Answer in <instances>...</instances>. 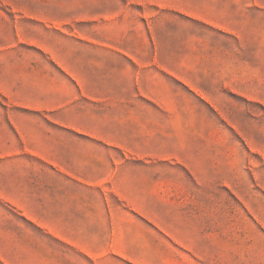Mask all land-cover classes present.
<instances>
[{
  "label": "rangeland",
  "instance_id": "obj_1",
  "mask_svg": "<svg viewBox=\"0 0 264 264\" xmlns=\"http://www.w3.org/2000/svg\"><path fill=\"white\" fill-rule=\"evenodd\" d=\"M17 34L5 58L63 61L99 100L75 163L52 113L0 94V189L90 187L148 262L264 264L262 26L251 52L155 0H0V48ZM47 234L0 195V236Z\"/></svg>",
  "mask_w": 264,
  "mask_h": 264
},
{
  "label": "crops",
  "instance_id": "obj_2",
  "mask_svg": "<svg viewBox=\"0 0 264 264\" xmlns=\"http://www.w3.org/2000/svg\"><path fill=\"white\" fill-rule=\"evenodd\" d=\"M155 4L201 20L221 34L235 36L250 46L251 52L256 50L254 37L261 26L264 28L262 0H155ZM19 40L17 34L12 47L0 48V94L11 104L52 113L55 127L74 137L70 146L67 140L61 145L75 149L73 162L78 163L83 158L78 157V149L83 147L84 134L94 137V129L85 128L82 122L83 102L92 103L99 96L92 84L63 61L5 58ZM78 180L75 178L74 183ZM93 191L90 187H20L10 193L0 189V195L10 198L25 216L51 233L0 236V264H184L167 258L148 262L147 255L132 253L124 245L117 250L114 214L109 205L100 206L98 194L94 200ZM35 211L41 215H35ZM101 222L111 227V234L99 235Z\"/></svg>",
  "mask_w": 264,
  "mask_h": 264
}]
</instances>
